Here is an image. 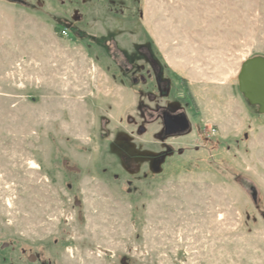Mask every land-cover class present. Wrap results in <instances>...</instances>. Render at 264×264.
I'll return each mask as SVG.
<instances>
[{"label": "rangeland", "instance_id": "rangeland-1", "mask_svg": "<svg viewBox=\"0 0 264 264\" xmlns=\"http://www.w3.org/2000/svg\"><path fill=\"white\" fill-rule=\"evenodd\" d=\"M255 57L264 0H0V264H264Z\"/></svg>", "mask_w": 264, "mask_h": 264}, {"label": "water", "instance_id": "water-1", "mask_svg": "<svg viewBox=\"0 0 264 264\" xmlns=\"http://www.w3.org/2000/svg\"><path fill=\"white\" fill-rule=\"evenodd\" d=\"M238 81L240 91L246 99L252 105L259 106V112L264 115V58L255 57L245 61Z\"/></svg>", "mask_w": 264, "mask_h": 264}, {"label": "flooded vegetation", "instance_id": "flooded-vegetation-1", "mask_svg": "<svg viewBox=\"0 0 264 264\" xmlns=\"http://www.w3.org/2000/svg\"><path fill=\"white\" fill-rule=\"evenodd\" d=\"M63 29H67V28H63ZM151 62H152V67L157 71L158 82L161 85L160 89L162 90L163 81L161 79V73L158 72V68H156L157 64L153 61ZM162 92H163L162 95L166 93L164 90H162ZM162 121H163L164 133L166 135L185 133L190 129V123L185 113L174 114L168 110H164L162 112Z\"/></svg>", "mask_w": 264, "mask_h": 264}, {"label": "built area", "instance_id": "built-area-1", "mask_svg": "<svg viewBox=\"0 0 264 264\" xmlns=\"http://www.w3.org/2000/svg\"><path fill=\"white\" fill-rule=\"evenodd\" d=\"M61 36L67 37L68 36V30L67 29H62L60 32Z\"/></svg>", "mask_w": 264, "mask_h": 264}, {"label": "trees", "instance_id": "trees-1", "mask_svg": "<svg viewBox=\"0 0 264 264\" xmlns=\"http://www.w3.org/2000/svg\"><path fill=\"white\" fill-rule=\"evenodd\" d=\"M63 28H65V27L60 28V29H59V32H61V30H62Z\"/></svg>", "mask_w": 264, "mask_h": 264}]
</instances>
